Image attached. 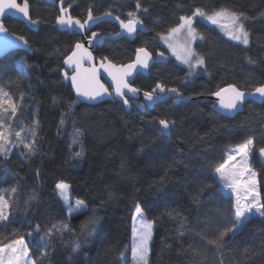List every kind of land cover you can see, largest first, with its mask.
I'll list each match as a JSON object with an SVG mask.
<instances>
[{
	"label": "trees",
	"instance_id": "trees-1",
	"mask_svg": "<svg viewBox=\"0 0 264 264\" xmlns=\"http://www.w3.org/2000/svg\"><path fill=\"white\" fill-rule=\"evenodd\" d=\"M139 2L141 9L137 0H68L67 5L71 17L81 22L90 10L96 17L111 11L127 20L134 12L141 19L146 32H137L132 42L104 40L96 47V59L108 56L116 65L131 62L142 46L152 56L158 52L167 56L159 34L166 36L181 15H191L197 7L208 14L220 9L243 12L248 17L244 24L249 45L230 42L214 26L194 18L193 27L205 39L198 36L192 47L206 54L207 72L202 69L189 76L187 68L167 56V63L153 64L147 77L137 75L133 82L143 92L157 83L176 87L182 97L193 100L174 104L170 99L144 111L132 105L129 113L109 100L97 105L77 101L69 109L76 99L62 79V61L78 36L55 29L57 10L43 0H28L30 20L39 21L31 24L32 30L2 18L0 23L10 33L25 37L31 53L17 50L0 58V88L19 105L15 117L9 118L10 110L0 115L5 127L11 128L12 142L15 131L32 140L30 129L35 127L37 150L28 155L22 146L9 147L8 159L0 156V196L11 201L8 220L0 222V246L23 238L32 260L47 244L48 255L43 257L47 264H129L132 219L139 203L154 225L149 264H264V217H249L237 233L225 236L220 249L208 242L235 222L234 201L222 192L215 167L224 162L228 150L248 138L253 139L250 168L257 174L264 203V166L257 159L264 146V102L248 101L241 113L228 119L213 112L207 99L228 85L246 92L264 85V0ZM95 30L114 35L117 27L101 22ZM159 119L173 121L167 136L160 133ZM74 128L83 133L84 154L79 159L72 155L80 151V144L72 143ZM61 182L68 185L72 200L86 203V210L66 214L55 190ZM12 187L17 188L15 193ZM33 195L35 199H30ZM170 212L179 216L173 218ZM89 217H99L100 222L93 235L87 231L81 235ZM61 221L71 231L53 229L51 237L40 240ZM37 225L39 232L34 231ZM76 239L81 248L73 252Z\"/></svg>",
	"mask_w": 264,
	"mask_h": 264
},
{
	"label": "snow or ice",
	"instance_id": "snow-or-ice-1",
	"mask_svg": "<svg viewBox=\"0 0 264 264\" xmlns=\"http://www.w3.org/2000/svg\"><path fill=\"white\" fill-rule=\"evenodd\" d=\"M63 3V0H61ZM29 3L28 0H23V3H18L17 0H0V16L6 14L7 11L13 10L16 13L22 15L25 20H29L31 24H38L37 20H30L29 18ZM137 9H141V4L139 0L136 3ZM144 12H147L146 8L142 9ZM67 8L60 9V15L56 18V24L60 26H68L71 28L75 25L81 32H87L90 29L86 28L89 21H95L98 19H103L104 17H110L119 22L120 29L127 32L129 35L133 34L136 31V26L141 25V19L137 18L134 12H129L127 20L120 19L119 16L113 17L111 11H106L102 14L101 17H96L93 15L92 11L88 12L87 19L81 22L79 19H73L71 16H67ZM193 17H201L207 20L212 25H218L221 30L227 35L229 40L236 41L244 46L249 45V32L246 30L244 21L248 17L243 12H237L228 9L214 10L211 14H208L206 11L197 7L191 15H181L179 17V24L171 27L168 30L167 36L164 34H159L160 38L166 43L168 38L173 34L181 33V31L187 28V36L189 38V44L186 49V55L181 60L182 63L186 64L190 71L189 76L194 74L197 68L203 69L207 72L206 54L197 53L191 47V40H196L199 36L200 40H204L205 36L197 33L195 27H193ZM226 19L227 23H221L222 20ZM6 27L0 23V33L6 32ZM120 33L117 32L118 36ZM99 33L91 32L90 37H86L89 44H93L96 39L99 38ZM16 40L20 41L24 47L30 48L29 42L23 36H17ZM170 48L173 46L168 45ZM174 54H175V50ZM157 56L160 58L164 57V53H157ZM151 54L146 50L145 47H138L136 49L135 60L130 63H127L123 66L118 67L115 63L111 61L108 56H102L99 59L100 68L108 75L111 79V89L115 93V97L119 98L123 102L124 106H129L130 101H134L137 98L138 93L141 89L132 86V82L127 78L133 75V72L137 67L148 69L149 60H151ZM177 59H181L180 56H177ZM95 58L92 55V52L84 46L81 41L75 42L71 53L67 54L63 60V64L68 68H73V72L69 74L68 72H62L64 79L70 80L72 89L75 91L77 100H71L69 103V109H71L73 104H76L77 101H87V102H97L102 101L105 96H111L112 93L109 91V88L105 86L104 83H101L99 77V69L92 67L89 69H84V62H93ZM249 62H254L249 59ZM25 66H26V62ZM157 90L160 94L172 93L177 97H182V93L176 87L166 88L161 83H157L151 91H144L143 96L145 101L152 102L153 100H160L161 96L157 94ZM230 92L231 95L225 100L222 93ZM216 97L220 98V107L228 111H232L242 105L245 101L246 93L239 90L236 87L229 86V88H220L218 91L213 93ZM255 94L262 99H264V85L258 86L255 88ZM21 98H23L24 93H20ZM53 103L57 102V97H52ZM19 105L14 103L12 97L9 96L8 92L0 88V113H8L10 110V117H15L17 114V109ZM4 116L0 115V156H3L4 159H8L9 147L16 148L22 146L24 150L31 155L37 150V142L35 140L36 130L35 127L30 129L32 140H26L21 136L20 131H15L14 135L16 137V142L10 141L9 137L12 135L10 126L5 127ZM61 123H64V116L62 114ZM33 124H38V121L34 120ZM159 130L161 135L167 133L170 130V125H173V121L169 119H159ZM174 126V125H173ZM83 133L79 128H74L72 134V143L80 144V151H75L72 153L74 158H81L84 154V147L81 141V136ZM253 139L248 138L243 143H241L236 149L235 154H230L223 163H220L215 167V173L218 174L221 182L224 183L225 187H230L233 189V195L235 197V203L233 205L234 210V220L235 222L231 227H225L223 230L218 231V235L215 238L209 240L208 242L211 245H214L217 249L224 247L223 241L225 236L228 233H232L235 230H239L241 226V219L245 216L246 213H251L253 210L255 214L261 217H264V203L261 202L259 198V193L256 191V173L252 172L249 167H245L243 172H240V175H243L245 172L248 173L250 179H248V185L251 186L250 192L246 190L243 197L240 196L239 192L236 191L238 184L236 180V173L226 172V168L229 163L236 159V155H240L242 158H247L249 153L252 151ZM260 155L264 157V146L259 148ZM27 158V156L25 157ZM39 175V173H37ZM55 190L57 191L61 200L65 204L68 203V185L65 183H56ZM12 193L17 191L16 187L10 189ZM111 196V193H109ZM30 199H35L33 195ZM244 201L242 203L241 201ZM11 205V201L5 199V197L0 196V222L8 220L7 210ZM87 205L82 200L76 201V206L69 207L67 210L69 213H79L81 210H86ZM169 215L176 218L179 216V213H169ZM133 220L138 222V226L133 228V245H132V256L134 264H149V245L150 241L153 238V229L154 225L151 221L145 219L142 207L139 203L135 206V213L133 214ZM100 222L99 217H89L88 220L84 223V226L81 228L80 234L83 235L87 231V235L91 236L96 231V225ZM90 227V230H89ZM183 221H180V228L183 229ZM53 229L63 232L64 230L71 231L70 226L61 221L59 225L53 224L51 228L47 229L44 234L40 237L41 241H44L46 238H49L53 235ZM35 232L40 231L39 225L34 229ZM32 233H29L31 235ZM181 234H183L181 232ZM45 250L40 252L39 256L35 259L29 260V251L27 245L23 238L15 239L11 243H5L3 246H0V264H47V261L43 259L48 255L47 248L48 245H44ZM81 248V243L79 239L72 241V251L77 252ZM247 251V249H245ZM123 255V254H121Z\"/></svg>",
	"mask_w": 264,
	"mask_h": 264
},
{
	"label": "water",
	"instance_id": "water-1",
	"mask_svg": "<svg viewBox=\"0 0 264 264\" xmlns=\"http://www.w3.org/2000/svg\"><path fill=\"white\" fill-rule=\"evenodd\" d=\"M67 1L68 0H63V3H61V0L59 2L57 0H43L44 3L53 6L57 10L58 15H60V9L62 7L64 8V5L67 3ZM17 2L22 4L23 0H17ZM67 9H68V12H67L65 18H67V16H71L70 15V9L69 8H67ZM4 17H7L9 19L16 20V21L23 23L29 30H32L34 28L33 25H31V23L29 22V20H25L21 14L16 13L13 10H9L6 12V14H4L3 16H0V21ZM99 17H101V16H99ZM29 18H30V8H29ZM101 22H110V23L115 24L118 27V32L120 34L118 36L116 34H114V35H103V36L99 37L98 39H96L93 44H89L88 40L84 39L82 43L84 44V46L86 48H88L89 51L92 52V55H93L95 46L100 45L104 40L117 41L120 39H126L127 41L132 42L136 38L137 32H140V33L146 32V29L144 28L143 25L142 26L137 25L136 31L133 34L129 35L127 32L120 29L119 22L117 20L110 18V17H104L103 19H98L95 21H89L88 25H86V28L92 30L97 24H99ZM54 27H55V29H57L60 32H67L69 34H76L78 36H83L85 33H88L90 31L89 30L87 32H81L75 25H73L71 28H69L66 25L60 26V25L56 24V20L54 22ZM90 36H91V34L89 35V37ZM16 37H17L16 35L10 33L8 30L6 32L0 33V58H2L3 56H5L6 54H8L12 51H17V50L22 51V52L31 53V51H29V48L24 47L20 41L16 40ZM158 53H160V52H158ZM135 56H136V51L134 53L133 60H135ZM151 57H152V59L149 60V68L148 69H143V68L137 67V69L134 70L133 75L131 77L127 78L129 81L132 82L133 87H134L133 82H134L137 75L147 77L149 70L153 64H158V63L164 64V63H167V61H168V58L166 55H164L163 58L158 57L157 54H155L154 56L151 55ZM117 66L120 67L123 65H117ZM62 67H63V72L66 71L69 74H71L74 70L73 68H68L66 65H64L63 61H62ZM92 67H96L97 69H99V77H100L101 83H104L105 86L109 88V91L112 93V95L111 96H105L102 101H97V102L79 101V102L85 103L87 105H97V104H99L105 100L116 101L122 105L125 113H129L132 105L135 108H137L139 111H143V110H152L155 105L162 103L164 101H167L169 99H173L174 104H178L179 102H188L190 100H193V98L177 97V96H175V94H172V93L160 94L159 91L157 90V94L161 96V99L160 100H153L152 102H148V101H145V99H144L143 91H140L137 95V98L134 101H130L131 103L129 106H124L123 102L120 101L119 98L115 97V93L112 91V89L110 87L111 79L103 71V69L100 68L99 60H94L93 62H87V61L84 62V65H83L84 69H89ZM62 79L65 83L69 84L71 91L73 93V96L77 100L75 91L72 89V85H71L70 80L66 81L63 76H62ZM229 86L230 85L225 86L223 88L227 89V88H229ZM244 92L246 93L245 101L243 102L242 105H238V107L232 111L222 109L220 107V98L216 97L214 94L209 96L207 99L212 103L211 110L213 112H215L216 114H218L222 117H225L228 119H233L236 115H238L239 113H241L243 111V106L246 102L249 101V102H252L255 104H260V103L264 102V99L260 98L258 96V94H255V90L249 91V92L244 91ZM222 95L225 98V100L227 101V99L230 97L231 93L225 92V93H222ZM172 128H173V125H170V129H172ZM168 133H169V131L163 135L167 136ZM257 159L260 162V164L262 166H264V157H262L260 155L259 151L257 152ZM237 231L235 233H237Z\"/></svg>",
	"mask_w": 264,
	"mask_h": 264
},
{
	"label": "rangeland",
	"instance_id": "rangeland-1",
	"mask_svg": "<svg viewBox=\"0 0 264 264\" xmlns=\"http://www.w3.org/2000/svg\"><path fill=\"white\" fill-rule=\"evenodd\" d=\"M194 18L200 19V20H202V22L207 23L209 25L211 24L207 20H205V19H203L201 17H193V19ZM221 23H227V20L224 19V20L221 21ZM212 26H214V28H216L220 33H222V35L227 40H229L228 37H227V35H225V33L221 30V28L218 25H212ZM166 36H167V34H166ZM196 41H197V39L190 41L191 47L193 46V43H195ZM229 41L230 42H233L235 44H240V43H238L236 41H232V40H229ZM159 42H160V45L164 48L163 50L167 53V56L169 58H171L172 60H174L178 65L187 68L188 72L190 71L189 67L186 64H184V63L181 62V60L183 59V57L186 55V49H187L188 44H189V38L187 36V28L183 29L181 31V33L173 34L171 37H169L167 43L164 40H162L161 38L159 39ZM169 44H171L173 47L170 48L168 46ZM241 45H243V44H241ZM192 49H193V47H192ZM173 50H175V54H174V51ZM177 56H180L181 59L178 60L177 59ZM201 70L202 69L197 68L195 70L194 74H192L191 76H195L196 74H199L201 72ZM237 148H238V146L235 147V148H233V149L228 150L225 153V160L228 158V156L230 154H235ZM252 151H253V146H252ZM252 151L249 153V155H248L247 158H242L240 155H236V159L233 160V161H231L229 163L228 167L226 168V172H228V173H236V180H237V184H238V187H237L236 191L239 192V194H240L241 197H243L245 195L246 190L249 191V192L251 190V186L248 185V179H250L248 173L245 172L243 175H240L239 173L240 172H243V170H244L245 167H249L250 168V161H251ZM251 171L254 172L252 169H251ZM214 175H215L216 180L219 183V186H220L222 192L226 196H229L231 199H233V201L235 203V197L233 195V189L230 188V187H225L224 183L220 181L218 174L214 173ZM256 181H257V183H256V186L255 187H256V191L259 193V198H260V192H259L257 174H256ZM56 193H57V191H56ZM67 194H68V203L65 204L63 200H61V201H62V204L64 206V209H65L66 214L68 216H72V215H75L77 213H69V211L67 209L69 207H73L74 208L76 206V201L77 200H72L69 187H68V193ZM57 195H58V193H57ZM58 197H59V195H58ZM241 202L244 203L243 200ZM82 211H84V210H81V212ZM249 217H257V218H260V219L263 218L261 216L256 215L255 214V211L253 210V212H251V213H246L245 216L241 219V226L240 227L243 226V224L246 222V220ZM137 226H138V222H136V221H134L132 219V235H131L130 263L129 264H134V260H133V256H132L133 228L134 227H137ZM235 231H237V230L234 229V232ZM151 241H150V244H151ZM28 259L31 260L30 256L28 257Z\"/></svg>",
	"mask_w": 264,
	"mask_h": 264
},
{
	"label": "flooded vegetation",
	"instance_id": "flooded-vegetation-1",
	"mask_svg": "<svg viewBox=\"0 0 264 264\" xmlns=\"http://www.w3.org/2000/svg\"><path fill=\"white\" fill-rule=\"evenodd\" d=\"M58 2L60 1V0H57ZM64 8H69L70 9V7L67 5V3L64 5ZM88 16V15H87ZM87 16H86V18H87ZM99 17V16H98ZM86 18H84V20L86 19ZM83 20V21H84ZM82 21V22H83ZM108 23V22H107ZM98 25V24H97ZM96 27V26H95ZM95 27L92 29V30H90L88 33H85L83 36H78V35H76V36H78V38H79V41H81V42H83V40L84 39H87L86 37H89V35L91 34V32H97L96 30H95ZM117 27V26H116ZM118 32V27H117V31H116V33ZM97 33H99V32H97ZM100 34V33H99ZM105 35H108V34H105ZM101 36H103V34L101 35H99V37H101ZM102 44V43H101ZM100 44V45H101ZM100 45H98V46H95V49H96V47H99ZM95 49H94V51H95ZM93 56H94V52H93ZM95 58V57H94ZM95 60H99V59H96L95 58ZM170 100V99H169ZM169 100H167V101H169ZM131 103V102H130ZM144 111V110H143Z\"/></svg>",
	"mask_w": 264,
	"mask_h": 264
}]
</instances>
